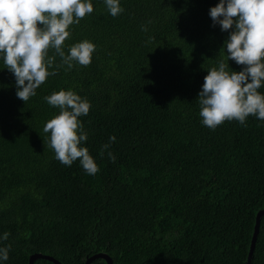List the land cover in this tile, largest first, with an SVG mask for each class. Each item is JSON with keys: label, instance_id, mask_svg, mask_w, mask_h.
Here are the masks:
<instances>
[{"label": "trees", "instance_id": "1", "mask_svg": "<svg viewBox=\"0 0 264 264\" xmlns=\"http://www.w3.org/2000/svg\"><path fill=\"white\" fill-rule=\"evenodd\" d=\"M91 3L64 42L66 54L93 43L91 63L60 67L28 101L0 56V247L11 246L0 264H28L33 254L61 264L96 254L112 264H246L264 209V120L202 124L204 78L228 55L231 29L209 15L219 0H120L117 17L104 0ZM59 90L91 105L79 119L95 175L79 160L61 164L49 147L43 128L59 109L44 97ZM110 137L115 162L101 155ZM250 264H264V215Z\"/></svg>", "mask_w": 264, "mask_h": 264}, {"label": "clouds", "instance_id": "2", "mask_svg": "<svg viewBox=\"0 0 264 264\" xmlns=\"http://www.w3.org/2000/svg\"><path fill=\"white\" fill-rule=\"evenodd\" d=\"M104 3L113 17L124 11L120 0ZM92 12L91 0H0V56L15 77L16 96L21 101L35 96L36 89L49 76L57 75L60 67L71 70L74 62L84 67L91 63L93 43L88 40L75 43L66 54L64 42L71 35L70 26L79 24ZM209 15L213 26L218 24L221 31H231L224 44L226 60L207 72L198 94L202 124L210 129L232 120L245 125L250 115L264 120V95L258 91L264 84V0H219ZM141 30L148 29L142 25ZM49 50H54V55L50 56ZM56 57L60 58V64H55ZM229 60L243 69L230 71ZM44 99L59 109V114L43 128L50 133L49 147L55 158L66 166L79 160L88 175H95L99 168L88 149L81 146L88 137L79 119L87 116L90 103L72 90H59ZM114 141L115 137H110L101 150L102 156L107 151L111 162L116 160L109 151ZM8 237L5 232L3 240ZM10 248V245L0 247V260H8Z\"/></svg>", "mask_w": 264, "mask_h": 264}, {"label": "water", "instance_id": "3", "mask_svg": "<svg viewBox=\"0 0 264 264\" xmlns=\"http://www.w3.org/2000/svg\"><path fill=\"white\" fill-rule=\"evenodd\" d=\"M263 215H264V209L259 210L257 212V214H256L254 231H253V234H252V237H251V242H250V247H249V251H248V255H247L246 264H250V262H251V258H252V254H253V251H254L255 242H256V238H257V234H258L260 218ZM37 258L48 260V261H50L53 264H61L57 260H55V259H53L51 257L45 256V255H41V254H33L32 256H30L28 264H33L34 260H36ZM95 259H103L106 262V264H112V261H111L110 257H108V255H106V254L92 255L91 257H89L85 261L84 264H90V262H92Z\"/></svg>", "mask_w": 264, "mask_h": 264}]
</instances>
